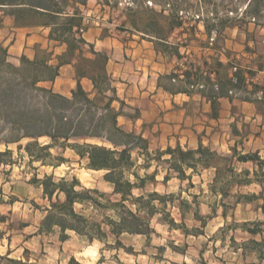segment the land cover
Returning a JSON list of instances; mask_svg holds the SVG:
<instances>
[{"label": "trees", "instance_id": "trees-1", "mask_svg": "<svg viewBox=\"0 0 264 264\" xmlns=\"http://www.w3.org/2000/svg\"><path fill=\"white\" fill-rule=\"evenodd\" d=\"M148 1L159 6L161 11L151 9V17L144 27L140 26L136 15L128 17L127 22L132 31L164 43L168 48L169 35L184 25V17L179 16L180 12L184 14L180 8L183 0ZM206 2L214 7L210 15L201 10L194 12L192 19L196 24L203 22L209 39L214 38L217 42L226 28L237 26L238 19L220 18L215 10L219 6ZM165 5L170 7V15L165 14ZM85 7L87 0H0V8L12 15L18 25L49 29V39L65 47L58 55L37 47L34 59L22 56L19 64L15 65L9 61L8 49L0 45V143L6 146L4 151H0V167H14V151L9 146L28 140L26 145L18 146V152H26L30 166L39 163V167L33 168L35 171L45 166L60 167L68 161L61 155L71 151L79 163L85 162L86 169L103 173V181L111 188V192H105L83 186L75 177L68 179L46 174L39 178L35 174L29 184L41 192L42 199L47 202L44 207L33 204L44 213L36 235L58 233L59 240L65 242L70 237L69 233H75L90 244L96 241L108 243V239L114 237V249L119 250L126 249L122 241L124 235L146 236L150 240L156 234L154 220L175 229L178 224L171 212L175 209L182 217L192 211L194 219L203 228L220 208L222 216L227 219L228 210L233 208L227 203L230 198H234L235 207L252 204L255 212L264 214V159L259 152L246 154L238 151V144H243L251 134L247 123L243 122L239 128L238 117L231 126V134L240 140L235 141L228 155L206 146L202 140L196 148H184L178 144L152 151L150 140L143 133L123 127L122 118L136 121L141 113L119 96L116 81L108 70V54L96 51L84 37L90 28L85 24ZM222 7L234 13L226 6ZM262 13L264 0H249L244 15L257 20ZM125 25L120 29H127ZM191 31L193 36L195 27ZM175 54L182 59L178 50ZM53 60L56 63H52ZM233 64H224L217 59L206 77L196 74L207 83L201 94L211 103L210 117H219L222 98L232 100L238 93L242 101L253 103L257 113L264 117V84L253 82L256 73L264 71V63L258 65V71H244L237 63ZM66 65L73 67L77 80L69 96L54 89L60 69ZM233 68L236 70L230 76L229 70ZM192 73V70L184 71L187 81H190ZM212 73L216 75L215 80ZM168 77L176 80L178 76L172 74ZM82 79L92 83L91 91L84 89ZM236 111L233 106V116L237 115ZM41 139H46L47 143L42 145ZM52 150L60 155L55 156ZM239 164H251L253 169L240 171ZM153 167V172L148 173ZM162 169L165 172L163 185L167 186L172 179L181 183L178 195L184 192L183 183L188 182L189 193L195 188V176L212 173L208 188L210 194L219 200L210 206L211 216L201 215L197 202H194L198 207L196 211L187 200H183L181 206L176 205L175 193H161L156 188L148 191L149 185H158L157 176ZM142 170L146 171L145 174H141ZM251 186L259 187L260 192L233 195L235 190ZM2 194L3 189L0 188ZM189 195L194 201L198 199L197 195ZM259 201L263 203L259 204ZM4 221L5 217H1L0 224ZM26 227L29 225L22 226L23 229ZM245 231L253 237H263L261 242L253 240V243L260 247L264 245L263 230L249 228ZM256 251L261 249L256 248ZM12 263L34 264L30 259ZM68 264L79 263L71 259Z\"/></svg>", "mask_w": 264, "mask_h": 264}, {"label": "rangeland", "instance_id": "rangeland-1", "mask_svg": "<svg viewBox=\"0 0 264 264\" xmlns=\"http://www.w3.org/2000/svg\"><path fill=\"white\" fill-rule=\"evenodd\" d=\"M88 1L87 5L89 4V9L92 10V13L91 17L84 13L85 24L91 26L93 24L91 18L94 19L101 16V12L98 11L100 10L98 7L99 0ZM206 1L219 6L215 10L219 13L220 18H237L236 24L242 30H247L245 26L247 23H254L261 27L253 31L249 38L251 41L257 40L259 42L258 46L256 45V51L260 55L257 64L264 63V13L257 20L244 15L249 0H183L180 8L184 10V14H181V12L179 14V16L184 17L182 28L196 27V23L192 19L194 12L204 10V12L210 15V11L214 7L211 4H205ZM101 3L110 7L107 8V13H110L116 21L113 26H105L103 28L104 34H112L124 43L131 41L133 35L141 39L153 41L132 31V27L128 24L127 19L136 15L140 26L144 27L151 17V9L160 12L161 8L159 6H155L148 0H139L138 2L136 0H107ZM222 6H226L229 10L234 11V13L227 12ZM165 8L170 10L168 5H165ZM83 11H85V8H83ZM169 14L170 12L168 11L166 15ZM204 15L205 19H208L205 13ZM125 23L127 29H120ZM163 26L165 25L163 24ZM165 29L168 32V29ZM190 32L192 33V31ZM241 34V31L236 34V41L239 44L243 37ZM193 39V36L184 35L181 29L176 28L169 35L168 48H166L167 45L164 43L153 42L156 43L158 51L168 55L167 64H176L182 68L186 67V70H194L203 57L205 58H203V62L207 61L214 64L213 59L210 57L215 56L217 51L225 53L222 50L224 48L223 42L215 43L214 40L210 39L207 43L198 42ZM199 48H211L214 51H204L202 49L204 55L200 59V57H197L201 52ZM177 50L180 52L182 59L177 58L175 54ZM60 51L57 50V52ZM235 59L237 58L233 57L230 60L231 63H234L233 65L236 64ZM13 64L18 65L19 62ZM203 69H206L205 65ZM66 79V75L63 74L62 79L58 81V87ZM163 79L164 86H167V88L174 92H193L204 88L200 87L203 85L192 84H187V88H185L178 83L176 87H173L166 78ZM189 110L192 116L189 118L188 126L183 127L178 133L172 132L166 134L164 133L165 131H160L156 124L161 120L162 114L155 118L154 121H151L152 119H149L151 117H148L145 119L147 121L144 120V122L128 121L124 118L120 122L127 130H136L139 133H144V136L150 140L152 151L165 150L168 146L175 147L178 144H182L181 146L188 148L187 146L191 141L192 144H196L199 128V131L202 132L201 134L199 133V137L201 135L207 146L221 154H230V148L234 147L235 141L240 139L231 135V129L227 128L228 123L223 122L216 125L213 127V130L203 129L206 119L200 114L202 109L199 110L198 105L190 104ZM130 112L133 113L131 110ZM239 113L237 111V114ZM190 122H195L192 124L199 127L194 129L190 125ZM239 128H241L240 125ZM258 133L261 136L260 139L254 137L247 139L243 144H238V151L246 154L261 151V155L264 157V130H260ZM28 142V140H24L20 144L10 145L9 149L14 151L12 160L16 163L14 167H0V188L3 189V194L0 195V218L5 217L4 223L0 224V233L3 235V238L0 239V264H13L12 261L25 262L27 259H30L31 263L34 264H68L71 259H74L79 264H264V245L260 247L253 243V240L261 242L263 237L260 235L253 237L245 231L249 228H257L264 231V214L262 212H255V207L252 204H241L235 207L233 205L234 198L227 200V203L233 206V208L228 210L227 219L222 216V209L220 208L218 214L209 218L206 228H203L201 223L194 219L192 211L182 217L179 211L175 209L171 211L175 222L178 224L175 229H169L168 225L157 224L156 220H154L153 226L155 227L156 234H153L150 240L146 236L138 235H124L122 237L126 249H114L116 245L114 237H110L108 243L103 244L96 241L90 244L85 238H81L75 233H69L70 237L65 242L59 240L58 233L51 236L36 235L44 213L33 204L36 203L44 207L47 205V202L42 199L41 192L29 184L30 179L35 174H38L39 178H42L46 174H53L56 177H67L68 179L75 177L83 186L98 188L105 192H111V188L103 181V173L86 169L85 162L79 163L77 156L71 151L61 155V157L68 161L60 167L45 166L35 171L33 168L39 167V163H34L33 166H30V158L26 152H18V146H24ZM40 143L44 145L47 143V140L41 139ZM5 149L6 146L0 143V151H4ZM52 153L55 156L60 155L55 150H52ZM238 168L242 171L244 169H253V166L251 164H239ZM153 170L154 167L148 173L153 172ZM145 172L142 170L141 174H145ZM164 174L165 172L162 169L157 176L158 185L156 187L149 185L147 190L150 191L156 188L161 193H175L176 205L181 206L183 204L182 201L187 200L192 204V210L196 211L198 203L201 215L211 216L210 206L216 200H219L210 194L208 188V183L213 176L212 173L204 172L201 176H195L193 179L195 188L190 189L189 193L188 182L183 183L182 188L184 192L180 195L178 193L180 192L181 183L177 179H172L167 186L163 185ZM238 192L241 194H253L260 192V188L251 186L237 189L233 192V195H236ZM189 194L197 195L198 199L194 201ZM262 203V201H259V204ZM255 223H258V226ZM26 224L29 227L23 229L22 226ZM9 226H12L14 229ZM256 248L261 249V253L256 251ZM260 255L263 256L262 259L259 258Z\"/></svg>", "mask_w": 264, "mask_h": 264}, {"label": "crops", "instance_id": "crops-1", "mask_svg": "<svg viewBox=\"0 0 264 264\" xmlns=\"http://www.w3.org/2000/svg\"><path fill=\"white\" fill-rule=\"evenodd\" d=\"M103 1L107 0H99L98 4L100 9L98 11L101 12V16L94 19L91 18L93 24H91L88 31L84 34V37L88 42L94 45L96 51L108 54L110 58L108 70L116 81L119 96L125 99L130 106L140 110L141 117L135 122H144L148 117H151L149 119L154 121L155 118L162 114L161 120L159 122L157 121V124L155 123L160 131H165L164 133L166 134L172 132L178 133L183 127L186 125L188 126L190 121L189 118L192 116L189 107L190 104H195L199 106V110L202 109L200 114L206 119L203 129L213 130L214 126L223 122H227V128L231 129L236 117H238L240 120L238 126H241V124L245 122L250 127L251 134L248 139L251 137L260 139L261 136L258 131L264 130V117L257 113L255 105L250 102L242 101L238 93V95L233 96L232 100L229 98H222L220 100L221 109L219 117L217 119L211 118V103L201 94V91L207 88V83L203 78L199 79L196 75L200 74L202 77H206L207 74L211 72V67H215L216 58L220 59L224 64H227L233 57H236L237 59H235V62L244 71L248 69L258 71L259 64H257V61L260 55L256 51V45L258 46L259 42L257 40L251 41L249 37L253 31L261 28L260 26L254 23H247L245 25L247 30H242L238 25L236 27L226 28L218 41L215 42H223L224 48H222V50L225 51V53L217 51L215 54L216 58L210 55L214 64L207 61L203 62L205 58L203 57L204 53L202 51V49H204V51H214V49L199 48L201 52L197 57H200V59L203 57L204 59L202 58V61L198 62V66H195V69L192 70L193 73L190 81H187L184 75V71L187 68L179 67L176 64H167L166 60L168 59V55L156 49V43L153 42L155 40L152 39L153 41H150L141 39L133 35L131 41L124 43L112 34H104L103 28L105 26H113L116 21L110 13H107V8L110 7H107L106 4H102L101 2ZM168 11L171 14V10H166L165 14H167ZM84 13L87 16L91 15L92 10L89 9V4L85 7ZM179 29L182 30L184 35L192 37V33L190 32L192 28ZM239 30L242 32L241 35L243 36L240 40V44L236 41V34L240 32ZM49 32V29L43 27L18 25L12 15H9L6 10L0 8V45L8 49L9 61L13 63L19 62L22 56L34 59L37 47L53 51L55 55L62 53L65 47L59 46L58 43L51 41L49 39ZM193 38V40L198 42L208 43L210 40L203 22L196 24ZM57 50L61 51L57 52ZM207 60L209 59L207 58ZM52 63H56V61L53 60ZM201 63H203V65H201ZM204 65L206 69H203ZM233 73L234 70L230 69L229 75L232 76ZM63 74L66 75L67 79L63 80L58 87V81L62 79ZM172 74L178 76L176 80L169 79L168 76ZM211 77L215 80V73H212ZM163 78H166L173 87L180 84L187 88V84H190V82L194 83V85H203L205 87L202 90L191 91V94L185 91L174 92L167 88V86H164ZM253 82L264 84V71H258L253 78ZM81 83L85 90H92V83L89 80L82 79ZM76 85L77 80L73 67L70 65L63 66L60 69V76L55 81L54 89L63 95L69 96ZM233 106L240 112L236 116L232 114ZM190 123L194 129L199 127L192 124L195 122ZM198 132L200 134L202 133L199 131V128ZM199 133L196 144H192L191 141L187 146L188 148H196L199 142L201 140L203 141L201 135L199 137ZM246 141L247 140H245V142ZM203 143L205 144L204 141ZM256 152H259L260 155L262 153L261 151ZM262 158L264 159V157Z\"/></svg>", "mask_w": 264, "mask_h": 264}, {"label": "built area", "instance_id": "built-area-1", "mask_svg": "<svg viewBox=\"0 0 264 264\" xmlns=\"http://www.w3.org/2000/svg\"><path fill=\"white\" fill-rule=\"evenodd\" d=\"M181 14H183V12L181 13ZM231 14H233L232 12H231ZM198 16H196V18H197ZM211 40H214V38H212ZM234 70H236V68H233ZM194 87V86H193ZM200 87H204V86H200Z\"/></svg>", "mask_w": 264, "mask_h": 264}]
</instances>
